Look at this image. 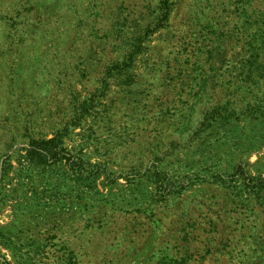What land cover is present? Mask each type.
I'll use <instances>...</instances> for the list:
<instances>
[{
  "label": "rangeland",
  "instance_id": "rangeland-1",
  "mask_svg": "<svg viewBox=\"0 0 264 264\" xmlns=\"http://www.w3.org/2000/svg\"><path fill=\"white\" fill-rule=\"evenodd\" d=\"M0 264H264V0H0Z\"/></svg>",
  "mask_w": 264,
  "mask_h": 264
},
{
  "label": "trees",
  "instance_id": "trees-1",
  "mask_svg": "<svg viewBox=\"0 0 264 264\" xmlns=\"http://www.w3.org/2000/svg\"><path fill=\"white\" fill-rule=\"evenodd\" d=\"M59 145L55 139L49 140H40L33 143L32 148L40 153L42 157H45L50 160H56L59 158L62 149L58 151Z\"/></svg>",
  "mask_w": 264,
  "mask_h": 264
}]
</instances>
